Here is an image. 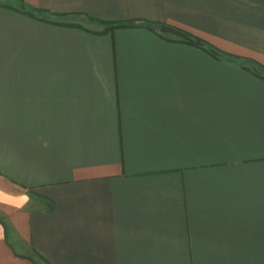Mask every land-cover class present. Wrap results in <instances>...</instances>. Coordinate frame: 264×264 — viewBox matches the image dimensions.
I'll return each mask as SVG.
<instances>
[{"label": "crops", "instance_id": "1", "mask_svg": "<svg viewBox=\"0 0 264 264\" xmlns=\"http://www.w3.org/2000/svg\"><path fill=\"white\" fill-rule=\"evenodd\" d=\"M253 65L264 0H0V264H264Z\"/></svg>", "mask_w": 264, "mask_h": 264}, {"label": "trees", "instance_id": "2", "mask_svg": "<svg viewBox=\"0 0 264 264\" xmlns=\"http://www.w3.org/2000/svg\"><path fill=\"white\" fill-rule=\"evenodd\" d=\"M22 10L35 16V17H38V16H41L42 15V18L45 19L47 15L49 16H52V15H56V14H53V13H50L48 11H45V10H42V9H38V8H29L27 7L25 4L22 6ZM104 24L107 25V29H114V28H117V27H131V26H135L136 24L132 21H128V22H109V21H100ZM179 38V37H178ZM199 43L196 44V45H199L200 47H202L203 49L207 50V51H210L213 53V55H215L216 57L218 58H226V59H230L232 58V55H230L229 53H226L216 47H213L209 44H207L206 42H204L202 39L200 38H197L195 37ZM181 40L185 41V42H189L183 38H180ZM191 43V42H190ZM254 67L257 68V65H253L251 66L252 70L257 73L259 76L263 77L264 78V73L260 70H256L254 69Z\"/></svg>", "mask_w": 264, "mask_h": 264}, {"label": "water", "instance_id": "3", "mask_svg": "<svg viewBox=\"0 0 264 264\" xmlns=\"http://www.w3.org/2000/svg\"><path fill=\"white\" fill-rule=\"evenodd\" d=\"M160 31L163 33L174 35V36L179 37V38H183V39H185V40H187L193 44L199 43V41L195 37L191 36L190 34L183 31L182 29L171 26L169 24H161L160 25ZM254 69L257 70L256 67H254Z\"/></svg>", "mask_w": 264, "mask_h": 264}, {"label": "rangeland", "instance_id": "4", "mask_svg": "<svg viewBox=\"0 0 264 264\" xmlns=\"http://www.w3.org/2000/svg\"><path fill=\"white\" fill-rule=\"evenodd\" d=\"M257 69H259L260 71L263 70L259 65H257Z\"/></svg>", "mask_w": 264, "mask_h": 264}]
</instances>
